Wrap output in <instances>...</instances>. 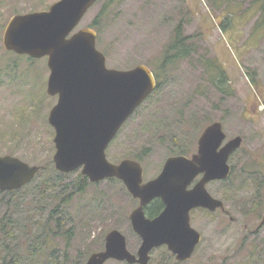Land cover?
I'll use <instances>...</instances> for the list:
<instances>
[{
  "label": "rangeland",
  "instance_id": "1",
  "mask_svg": "<svg viewBox=\"0 0 264 264\" xmlns=\"http://www.w3.org/2000/svg\"><path fill=\"white\" fill-rule=\"evenodd\" d=\"M56 1L0 0V155H14L30 165L51 161L54 166L55 132L47 118L57 96L47 93V58L5 50L2 37L13 15L47 10ZM106 1H97L75 30L91 27L93 21L98 24L91 28L108 67L161 65L167 53L177 52H169V46L179 23L182 36H189L186 47H194L187 56L167 63L160 87L110 143L108 159L139 160L147 181L160 173L167 157L195 153L202 130L220 121L226 140L242 138L229 159V178L207 185L229 214L192 210L190 222L202 240L181 264H264V224L258 228L264 216V0H119L105 7ZM181 148L189 153L173 154ZM77 172L64 182H72ZM34 197L31 192L27 199ZM9 200L10 195L0 193L1 217ZM85 205L93 217L87 219L89 227L76 226L71 254L98 251V235L104 234V244L112 229L120 230L128 249L136 253L140 239L129 214L138 201L122 181L91 182L72 203L77 221ZM151 263L175 262L166 247H159ZM105 264L128 263L109 259Z\"/></svg>",
  "mask_w": 264,
  "mask_h": 264
},
{
  "label": "water",
  "instance_id": "2",
  "mask_svg": "<svg viewBox=\"0 0 264 264\" xmlns=\"http://www.w3.org/2000/svg\"><path fill=\"white\" fill-rule=\"evenodd\" d=\"M96 2L58 0L47 10L15 14L4 28L3 47L19 55L47 58V93L57 96L47 118L55 132V169L62 173L80 169L90 182L117 178L139 200L129 214L133 230L142 238L136 254L128 250L125 235L112 229L104 248L92 252L84 264H104L109 259L149 264V252L163 244L177 260H188L201 241L200 232L191 225L190 211L224 208L207 185L229 177V158L242 138L226 140L222 123L214 121L199 135L195 153L167 157L160 173L147 181L139 161L111 162L106 155L109 143L157 82L145 64L130 69L108 67L97 47L96 30H75ZM42 168L14 155H0V190L21 188ZM154 198H160L164 208L148 218L143 208ZM263 224L264 216L258 228Z\"/></svg>",
  "mask_w": 264,
  "mask_h": 264
},
{
  "label": "trees",
  "instance_id": "3",
  "mask_svg": "<svg viewBox=\"0 0 264 264\" xmlns=\"http://www.w3.org/2000/svg\"><path fill=\"white\" fill-rule=\"evenodd\" d=\"M115 1L119 0H107L105 7ZM181 26L182 23L176 26L174 30L176 36L169 46V52H177L174 54L167 53L161 65L152 69L157 81L155 91L162 83L161 73H163L167 63L178 57L187 56L189 50L194 49L193 46L186 47L189 36H182ZM91 27L96 28L98 24L93 21ZM187 153L189 152L181 148L173 154ZM73 173L74 171L59 172L54 168L51 161H47L29 183L19 189L0 191V193L4 192L8 196L10 195V200L4 204L7 211L2 217L0 216V264H83L94 249H87L84 252L77 250L75 256L71 254L72 249L75 248L76 226L80 223L84 228L89 227L90 223L87 219H89V215L91 217L93 215L89 212V208H91L89 205L82 206L78 215L79 221H77L72 210V203L79 194L87 190L91 182L86 176L77 172L72 182L65 183L64 179ZM108 180L118 181L115 178ZM262 183L263 181L257 183L256 196L258 197L262 196ZM29 188L33 189L28 191ZM31 192L34 193L35 197L27 199ZM258 197L256 204H260L262 200H259ZM151 205L152 207L148 210L151 215L163 207L159 199L154 200ZM103 235H98L101 241L95 250L102 248ZM89 238L86 237L84 242L86 243Z\"/></svg>",
  "mask_w": 264,
  "mask_h": 264
},
{
  "label": "flooded vegetation",
  "instance_id": "4",
  "mask_svg": "<svg viewBox=\"0 0 264 264\" xmlns=\"http://www.w3.org/2000/svg\"><path fill=\"white\" fill-rule=\"evenodd\" d=\"M197 179H199V176H198V178ZM196 179V180H197ZM195 180V181H196ZM160 200L161 202H162V200L160 199V198H154L153 200H151L146 206H144V213H145V215H146V217H148V218H154L155 216H157L162 210H163V208H164V203L162 202V204H163V207L157 212V213H155V214H150L149 212H148V210L152 207V205H151V203L154 201V200ZM137 201H138V204H139V200L137 199ZM196 209H201V208H196ZM193 210V209H192ZM192 210L190 211V214H191V212H192ZM195 210V209H194ZM201 210H206V209H201ZM216 210H218V209H216ZM224 214H229V211L228 210H226V207H224L223 209H220ZM206 211H208V210H206ZM230 218L232 219V217L230 216ZM136 235L139 237V239H140V244H141V242H142V238L136 233ZM126 237V236H125ZM126 241H127V237H126ZM140 244H139V246H140ZM104 245H105V238H104V244H103V248H104ZM128 247V246H127ZM159 247H166L167 248V245L166 244H163V245H160V246H158V247H155V248H153L150 252H149V261H148V263L149 264H153V263H151L152 262V252L155 250V249H157V248H159ZM197 247V246H196ZM102 248V249H103ZM101 249V250H102ZM196 249V248H195ZM167 250L169 251V253H171V255H172V257L174 258V264H181V263H184V262H186L187 260H183V261H179V260H177V258H176V254H174V253H172L168 248H167ZM137 252V251H136ZM133 253V252H132ZM134 254H136V253H134ZM135 264H137V263H135Z\"/></svg>",
  "mask_w": 264,
  "mask_h": 264
}]
</instances>
